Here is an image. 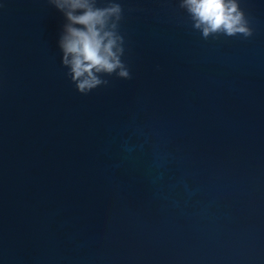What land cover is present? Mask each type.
<instances>
[{
	"label": "water",
	"instance_id": "obj_1",
	"mask_svg": "<svg viewBox=\"0 0 264 264\" xmlns=\"http://www.w3.org/2000/svg\"><path fill=\"white\" fill-rule=\"evenodd\" d=\"M116 2L131 78L81 94L62 13L0 0V264H264V0L206 40Z\"/></svg>",
	"mask_w": 264,
	"mask_h": 264
},
{
	"label": "clouds",
	"instance_id": "obj_2",
	"mask_svg": "<svg viewBox=\"0 0 264 264\" xmlns=\"http://www.w3.org/2000/svg\"><path fill=\"white\" fill-rule=\"evenodd\" d=\"M62 13L65 23L58 40L61 64L81 94L107 85L103 76L115 74L130 79L122 61L124 38L119 32L123 9L116 0L102 6L98 0H48ZM194 30L203 39L211 37L252 36V29L238 0H179Z\"/></svg>",
	"mask_w": 264,
	"mask_h": 264
}]
</instances>
